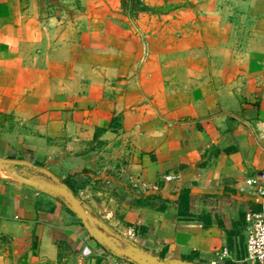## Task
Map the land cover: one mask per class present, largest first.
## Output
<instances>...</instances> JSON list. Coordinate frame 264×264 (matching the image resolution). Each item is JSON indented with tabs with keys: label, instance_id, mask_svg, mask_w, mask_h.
<instances>
[{
	"label": "crops",
	"instance_id": "obj_1",
	"mask_svg": "<svg viewBox=\"0 0 264 264\" xmlns=\"http://www.w3.org/2000/svg\"><path fill=\"white\" fill-rule=\"evenodd\" d=\"M139 1L0 0V264H135L91 216L163 261L251 264L264 0ZM34 165L65 186L81 173L87 220L19 169Z\"/></svg>",
	"mask_w": 264,
	"mask_h": 264
},
{
	"label": "water",
	"instance_id": "obj_2",
	"mask_svg": "<svg viewBox=\"0 0 264 264\" xmlns=\"http://www.w3.org/2000/svg\"><path fill=\"white\" fill-rule=\"evenodd\" d=\"M2 162L0 161V167ZM45 185V184H44ZM47 190L55 197L62 198L69 205L70 210L78 216L79 219L87 220V213L80 200H78L72 191L65 186L57 183L47 185ZM103 241L112 243L116 246L114 254L123 258H127L135 264H197L194 262L183 261L180 259H171L169 261H163L157 257L149 254L148 252L139 249L138 247L127 243L124 247L119 246L120 240L113 237L107 236L105 233L101 235Z\"/></svg>",
	"mask_w": 264,
	"mask_h": 264
},
{
	"label": "built area",
	"instance_id": "obj_3",
	"mask_svg": "<svg viewBox=\"0 0 264 264\" xmlns=\"http://www.w3.org/2000/svg\"><path fill=\"white\" fill-rule=\"evenodd\" d=\"M259 139L264 140V125L258 135ZM246 185L250 188L256 185L252 179L246 180ZM135 187L138 186L135 184ZM254 201L264 206V186L258 187ZM246 242L245 250L251 264H264V213L249 212L246 215ZM228 250L225 248L221 251V256L225 257Z\"/></svg>",
	"mask_w": 264,
	"mask_h": 264
},
{
	"label": "rangeland",
	"instance_id": "obj_4",
	"mask_svg": "<svg viewBox=\"0 0 264 264\" xmlns=\"http://www.w3.org/2000/svg\"><path fill=\"white\" fill-rule=\"evenodd\" d=\"M34 168L36 170H34ZM19 169H20V171L22 173L27 174L31 179L38 180V181L42 182L43 183V187L42 188L45 189V190H47V185H49V184L57 183L59 185L65 186V184H61L56 179H52V177L44 176L41 173V167L40 166H35L34 165L31 168L19 167ZM82 174H84V176L87 178L86 179L87 182H90L91 180L94 181V182H97V181L99 182L104 177V175L95 174V173H92V171H86V172H84ZM79 175H81V173H75V174H73L71 176L70 179H68L65 182L66 185H67L65 187H67L68 189L71 188L70 190L72 191L74 196H75V193H78L77 190H76V185H74V184L77 183V182H80V181H76V179L79 180ZM99 177H101V178H99ZM88 212H89V210H87V214L90 215ZM89 223H91V229L92 228L96 229V232H97V234L99 236L100 241L106 246V248H108L109 251L114 253V250H115L116 246L113 245L112 243H107V242L103 241V239L101 237L102 233H105L107 236H113V237L119 239L120 242L122 241L123 243H122L121 247H124L125 244L128 243V242L123 240V237L120 235V233H118L116 230H112L111 228L107 227L100 219L96 220L95 218H93V216H91V219L89 220Z\"/></svg>",
	"mask_w": 264,
	"mask_h": 264
},
{
	"label": "trees",
	"instance_id": "obj_5",
	"mask_svg": "<svg viewBox=\"0 0 264 264\" xmlns=\"http://www.w3.org/2000/svg\"><path fill=\"white\" fill-rule=\"evenodd\" d=\"M121 7L124 10L129 8L131 15H136L139 12L150 11V9L147 6L143 5L139 0H121ZM66 181L67 180H64V182Z\"/></svg>",
	"mask_w": 264,
	"mask_h": 264
},
{
	"label": "flooded vegetation",
	"instance_id": "obj_6",
	"mask_svg": "<svg viewBox=\"0 0 264 264\" xmlns=\"http://www.w3.org/2000/svg\"><path fill=\"white\" fill-rule=\"evenodd\" d=\"M119 246H122V243L121 242H119Z\"/></svg>",
	"mask_w": 264,
	"mask_h": 264
}]
</instances>
